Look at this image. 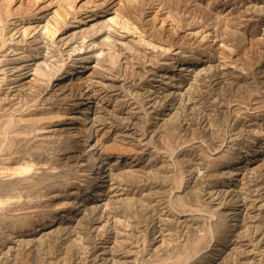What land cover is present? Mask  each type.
<instances>
[{
    "label": "rangeland",
    "instance_id": "374dc122",
    "mask_svg": "<svg viewBox=\"0 0 264 264\" xmlns=\"http://www.w3.org/2000/svg\"><path fill=\"white\" fill-rule=\"evenodd\" d=\"M0 264H264V0H0Z\"/></svg>",
    "mask_w": 264,
    "mask_h": 264
},
{
    "label": "bare ground",
    "instance_id": "6f19581e",
    "mask_svg": "<svg viewBox=\"0 0 264 264\" xmlns=\"http://www.w3.org/2000/svg\"><path fill=\"white\" fill-rule=\"evenodd\" d=\"M98 10L95 8L94 9V14L97 12ZM87 44V43H86ZM91 45V44H90ZM85 47H87V46H85ZM81 51V50H80ZM79 62V61H78ZM174 64V63H173ZM176 65V64H175ZM81 66V65H80ZM74 67V66H73ZM71 70V69H70ZM24 72V71H23ZM25 78L23 77L22 78V80H24ZM93 158V162H96L97 161V156L96 155H94V156H92ZM91 165H93V164H91ZM96 166V165H95ZM26 170V169H25ZM95 177V176H94Z\"/></svg>",
    "mask_w": 264,
    "mask_h": 264
}]
</instances>
